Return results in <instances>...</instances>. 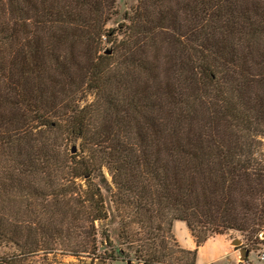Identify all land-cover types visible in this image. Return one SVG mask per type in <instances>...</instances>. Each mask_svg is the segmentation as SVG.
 <instances>
[{
	"label": "trees",
	"instance_id": "obj_1",
	"mask_svg": "<svg viewBox=\"0 0 264 264\" xmlns=\"http://www.w3.org/2000/svg\"><path fill=\"white\" fill-rule=\"evenodd\" d=\"M116 6L0 0V246L96 264L111 217L119 243L102 261L197 264L214 236L251 242L264 233V0H138L107 29Z\"/></svg>",
	"mask_w": 264,
	"mask_h": 264
},
{
	"label": "rangeland",
	"instance_id": "obj_2",
	"mask_svg": "<svg viewBox=\"0 0 264 264\" xmlns=\"http://www.w3.org/2000/svg\"><path fill=\"white\" fill-rule=\"evenodd\" d=\"M138 0H117V6H116V14L114 17H112L111 21L109 22L108 26H106L107 29L116 28L119 24L125 22L123 19V14L125 12H131L135 7L137 6ZM106 178L111 182V178L107 172H104ZM102 229H107L108 234L110 236V240L112 242L111 246L105 245L103 247L99 248L98 260L96 261V264H139L136 258L131 256V259L125 260L124 262L122 260L120 261H102L101 257L104 256V252L106 251L107 254H109L114 248L116 249L118 247L119 238L118 233L120 230L119 221L118 219H114V217H111V220H107L104 222L101 226H99V231L102 232ZM228 239L232 241L238 240L241 241L242 247H245L247 249L250 248V252H248V255L245 258V261L249 262L250 264H264V260L260 261L258 258V255L260 253L264 252V233L260 234L259 237L254 238L251 242L247 240L244 235L240 233L234 232H228L227 233ZM100 240V236L98 238ZM234 247V245H232ZM214 245L210 244L208 247L202 252V256L200 259V264H205L209 260H211V252L215 251ZM234 249H237L234 247ZM14 255H20V250L14 247L11 243L4 244L3 246H0V264H9L10 259ZM237 257L234 255L226 256L222 261L213 262L211 264H239L237 262ZM76 259L74 256H67L60 254L57 255H48L45 256L42 253L38 254L37 256L33 257H24L22 255L19 256V259L16 261V264H89L91 263V259Z\"/></svg>",
	"mask_w": 264,
	"mask_h": 264
},
{
	"label": "crops",
	"instance_id": "obj_3",
	"mask_svg": "<svg viewBox=\"0 0 264 264\" xmlns=\"http://www.w3.org/2000/svg\"><path fill=\"white\" fill-rule=\"evenodd\" d=\"M172 232H173V236L175 237V239L177 240V242L179 243V245L184 248L187 249L189 251L195 250L197 248L195 239L192 237V233L190 232V230L187 228V225L185 222L182 221H175L172 225ZM228 234L222 235V236H214L212 238H210L204 245L199 247V251H198V256H197V264H200V259L202 256V252L208 247V245L213 244L214 245V250L213 252H211V260H209L208 262H206L205 264H211L213 262H220L222 261L224 258H226V256L229 255H234L237 258V262L240 258V254H239V249H234V247H232V242L230 239H228ZM247 255H244L243 258L245 259ZM129 264V263H128Z\"/></svg>",
	"mask_w": 264,
	"mask_h": 264
},
{
	"label": "water",
	"instance_id": "obj_4",
	"mask_svg": "<svg viewBox=\"0 0 264 264\" xmlns=\"http://www.w3.org/2000/svg\"><path fill=\"white\" fill-rule=\"evenodd\" d=\"M232 245H234L235 248L239 249L240 258L244 259L243 256L248 254V252H249L248 249L245 247H242L241 241H238V240L232 241ZM129 264H131V263H129Z\"/></svg>",
	"mask_w": 264,
	"mask_h": 264
},
{
	"label": "built area",
	"instance_id": "obj_5",
	"mask_svg": "<svg viewBox=\"0 0 264 264\" xmlns=\"http://www.w3.org/2000/svg\"><path fill=\"white\" fill-rule=\"evenodd\" d=\"M258 258L260 261H263L264 260V252L260 253L258 255ZM238 262H239V264H250L249 262L245 261V259H239Z\"/></svg>",
	"mask_w": 264,
	"mask_h": 264
}]
</instances>
